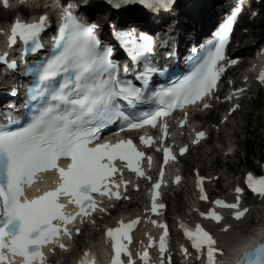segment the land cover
Wrapping results in <instances>:
<instances>
[{"label":"snow or ice","instance_id":"6c2138e0","mask_svg":"<svg viewBox=\"0 0 264 264\" xmlns=\"http://www.w3.org/2000/svg\"><path fill=\"white\" fill-rule=\"evenodd\" d=\"M4 2L6 5L7 0ZM123 2L131 4L137 0ZM138 2L148 9L157 6L168 9L174 0ZM109 3H114L117 8L121 6L119 0H109ZM236 18L235 14L231 16L223 35L195 74L162 90L157 101L160 107L154 113L129 119L116 107L115 101L117 98L130 103L138 101L143 96L141 89L118 76L117 66L108 59L112 53L110 48L105 47L103 52L100 51L96 25L81 23L73 15L70 5L63 8L59 33L54 38L53 54L28 69L38 78L32 89V99L44 98L47 106L22 130L0 131V214L4 217L3 226L0 227V264H16V261L19 264H48L44 249L47 248L49 253L54 252L56 247L66 250L67 245L63 238L72 239L69 224L78 217L83 223L93 212L105 211L93 193L101 198L120 199V185L123 184L126 189L128 183L122 175L124 167L134 172L137 177L145 176L140 166L144 152L138 150L131 139H122L116 143L98 142L100 129L115 117H122L130 130L145 125L155 127L158 118L169 115L174 108L195 105L211 96L225 70L220 62L225 59L224 48ZM47 20L46 15H41L32 23L15 20L8 35V46L11 47L19 40L26 46L25 52L29 50L30 44L31 50L35 52L42 46L39 39ZM139 40L141 43L133 47L132 56L135 61L143 60L147 65L148 54L153 51L152 37L142 34ZM132 43L136 44V41ZM6 57L7 53L0 56V61L6 60ZM228 63L234 64L236 61L230 60ZM8 67L14 69L15 62L8 64ZM147 70L154 69L149 67ZM127 71L126 68L125 74ZM61 74H64V79L58 82L57 77ZM258 79L264 82V71H261ZM186 122L187 113L180 124L184 125ZM161 131L166 136L167 125H161ZM204 135L203 132H196L193 143H197ZM140 140L144 145L153 143L150 136H141ZM186 150L187 146L181 148V154ZM163 151L165 163L169 159H175L168 148ZM62 159L70 161L66 167L60 164ZM147 159L151 166V157ZM118 160L125 161L126 164L118 167L114 163ZM52 171L58 175L55 187L29 198L26 189L33 186L40 174ZM117 172L121 174L118 182L111 179ZM176 179L178 181L179 177ZM202 179H198L197 186L200 187L201 199H207L201 186ZM246 183L253 193L264 197V176L255 178L249 173ZM159 187V182L153 184V213L157 208L164 207L155 202L158 195L156 189ZM235 191L238 194L236 203L228 204L222 200L214 203L223 208L235 209L234 218L239 220L248 209L240 210L239 193L242 189L237 187ZM69 206H74V210L68 211ZM201 215L216 222L222 219L217 212L211 210ZM138 221L139 218L127 224L121 221L119 227L106 230L105 236L111 242L113 253L111 264H134L128 248L132 242L129 233ZM160 227L164 228L159 242V250L163 255L167 246V228L164 225ZM181 227L194 249H206L207 264H217L216 255L221 250L215 246L217 242L212 235L199 224L194 229L183 224ZM79 231V228L75 229L76 233ZM151 244L152 240L149 238L148 246ZM142 259L148 264L147 248L142 253ZM80 264H95V258L89 251H85ZM236 264H264V245L247 250L237 259Z\"/></svg>","mask_w":264,"mask_h":264},{"label":"rangeland","instance_id":"374dc122","mask_svg":"<svg viewBox=\"0 0 264 264\" xmlns=\"http://www.w3.org/2000/svg\"><path fill=\"white\" fill-rule=\"evenodd\" d=\"M261 13L262 15L264 16V4L261 6ZM262 19V18H260ZM246 21V20H245ZM262 20H260L259 22V26L262 25ZM256 22H254L255 24ZM253 24V25H254ZM257 24V23H256ZM255 26V25H254ZM264 95V94H263ZM259 106V102H252V103H247L246 104V109L244 110V113L241 114L238 119L236 121H238L239 123L241 122L242 124H247V130L248 132H251V137H254L256 136L255 140H257V144H255V152L252 154V156L250 157V161L251 163L253 164H256V159H257V155H264V150L261 151V148L258 147V141L259 140H262L264 139V133L261 129L257 128L256 126H260V120H259V116H258V113L256 112V109L258 108ZM245 112H248V116L245 115ZM252 112V114H250ZM243 133H244V130L243 131H239V136H238V140H240L239 142V146L241 147L242 144H243V140H244V136H243ZM197 154L195 155H192L191 157H189L187 159V162L186 164L189 165L191 160H192V164H194L195 162L197 166H201V168H204L202 169V171L207 174V175H211L213 173H220L223 169H220V160H219V157L221 158V155L218 156V158L215 160V163H216V166H212V164L210 163V160H204V161H201V160H194L193 158L196 157ZM239 159V158H238ZM237 160H232V171H235V170H240L241 168L236 166L237 165ZM214 167V169H213ZM187 176V175H186ZM225 183V182H224ZM180 200V204H178V206L180 207L178 210H176V212L178 214L182 213L184 211V202H186V198H185V195L184 196H180L179 198ZM173 204V203H172ZM175 207V206H174ZM174 209V210H173ZM172 211H175V208H173Z\"/></svg>","mask_w":264,"mask_h":264},{"label":"bare ground","instance_id":"6f19581e","mask_svg":"<svg viewBox=\"0 0 264 264\" xmlns=\"http://www.w3.org/2000/svg\"><path fill=\"white\" fill-rule=\"evenodd\" d=\"M203 13H204V14H203ZM215 16H216V11H215L214 8L211 6V4H210V5H207V7H206V4H204V5L200 8V15H199V17H198V18H195V20L192 19V15H191V14H184V15H183V18H188V19H189V22L191 23V24H187V25L184 24L183 29H184V30H185V29H190V28H189L190 26L192 27V29H194L195 26H196V24H197V23H200V24H201V30H200V32H203V31H205V30L208 28V26L210 25L211 20H212ZM199 18H200V19H199ZM183 21H184V20H183ZM230 130H232L231 133H228L226 130H223V131H222V134H223V137L227 136V137H230L231 140H232L233 138H236V136H237V129H236V128H232V127H230ZM225 132H227V134H226ZM224 133H225V134H224ZM238 133H239V130H238ZM224 135H225V136H224ZM235 143H236V140H234V144H235ZM217 152H218V151H216V150H214V149H212L211 151L209 150V151H207V152H205V151H201V152L198 154L197 159H204V160L211 159V160H214V161H215V158L217 157ZM210 156H211V157H210ZM213 175H214V174H213ZM223 180H225V178H224ZM186 191H189V187H187V189L181 191V192L179 193V196H184ZM189 193H190V192H189ZM179 208H180L179 206H177V205L175 206V209H176V210H178ZM94 235H96V234L93 233V234L90 235V240H93L92 237H93ZM83 236H84V235H83ZM88 238H89V237H88ZM90 240H89V241H90ZM89 241L86 242L85 244H88ZM66 258L68 259L69 256L67 255Z\"/></svg>","mask_w":264,"mask_h":264}]
</instances>
